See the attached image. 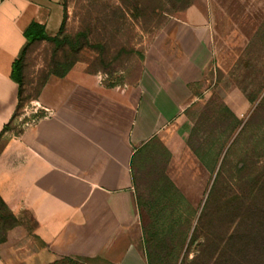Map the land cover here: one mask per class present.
Returning a JSON list of instances; mask_svg holds the SVG:
<instances>
[{"label":"crops","instance_id":"crops-1","mask_svg":"<svg viewBox=\"0 0 264 264\" xmlns=\"http://www.w3.org/2000/svg\"><path fill=\"white\" fill-rule=\"evenodd\" d=\"M222 2L170 16L135 80L101 81L78 63L51 75L33 100L53 115L27 114L37 121L24 126L13 64L31 24L57 36L67 9L65 0H0V197L25 218L0 244V264H149L136 168L159 144L203 169L189 148V110L214 59Z\"/></svg>","mask_w":264,"mask_h":264},{"label":"rangeland","instance_id":"rangeland-1","mask_svg":"<svg viewBox=\"0 0 264 264\" xmlns=\"http://www.w3.org/2000/svg\"><path fill=\"white\" fill-rule=\"evenodd\" d=\"M222 1L214 59L203 94L189 110V148L203 169L182 151L171 157L159 144L145 151L136 168L151 264H220L228 234L239 223L242 197L263 172L264 0ZM204 2L65 0L62 46L43 41L26 51L20 115L28 120L34 114L41 85L67 58L110 83L135 80L166 20ZM164 175L177 179L188 202ZM6 205H0V236L14 224L9 212L18 223L25 219Z\"/></svg>","mask_w":264,"mask_h":264},{"label":"trees","instance_id":"trees-1","mask_svg":"<svg viewBox=\"0 0 264 264\" xmlns=\"http://www.w3.org/2000/svg\"><path fill=\"white\" fill-rule=\"evenodd\" d=\"M65 22L66 18L58 35L54 37L49 36L45 32L44 28L37 23H32L29 29L25 32L27 45L23 49L21 55L15 60L13 64L14 77L21 86V94L23 92L22 85L24 79V61L27 49L31 45L43 41L53 43L56 49L60 48L63 44L61 36L65 28ZM75 65V61H71L70 58H67L66 62H63V64H61L60 66L62 68L61 71L51 72L49 77L51 75L64 77L71 71V69ZM49 77H47V79ZM47 79L44 80L43 84L41 85V89L46 84ZM22 103L23 98H21V107ZM27 121L28 120L23 119V124ZM8 128L9 126H6L4 130L6 131ZM262 171L260 177L256 181L254 189L249 194H245L242 197L239 223L237 227L228 234L227 242L223 250V255L220 259V264H264V167ZM164 179L168 183H170V186L174 187L173 189L175 190L177 195L181 196L183 200L187 201V199L182 195V193L178 190V188L167 175H164ZM0 205L1 207L7 208L6 203L1 197ZM9 213L12 220L14 221V224L10 225L8 228V230L10 231L11 229L19 225V223L16 221V217L13 215V213ZM7 233L8 232L0 236V244L4 243L7 240ZM147 256L148 262L149 264H151L148 251Z\"/></svg>","mask_w":264,"mask_h":264},{"label":"built area","instance_id":"built-area-1","mask_svg":"<svg viewBox=\"0 0 264 264\" xmlns=\"http://www.w3.org/2000/svg\"><path fill=\"white\" fill-rule=\"evenodd\" d=\"M99 80H104L103 76H99ZM35 109H34V114H38L40 110H44L46 112V116H52L53 115V110L51 109H47V108H43L41 106H39L38 104L35 105ZM37 120L36 119H32L31 122L26 123V125H29L31 123H35Z\"/></svg>","mask_w":264,"mask_h":264}]
</instances>
